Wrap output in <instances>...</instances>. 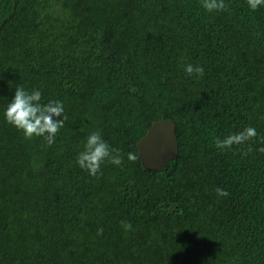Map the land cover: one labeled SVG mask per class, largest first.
<instances>
[{"label": "trees", "instance_id": "1", "mask_svg": "<svg viewBox=\"0 0 264 264\" xmlns=\"http://www.w3.org/2000/svg\"><path fill=\"white\" fill-rule=\"evenodd\" d=\"M21 85L64 103L53 144L4 119ZM159 120L178 154L151 170L137 143ZM95 131L124 163L93 177L76 160ZM0 264H264V7L0 0Z\"/></svg>", "mask_w": 264, "mask_h": 264}, {"label": "clouds", "instance_id": "2", "mask_svg": "<svg viewBox=\"0 0 264 264\" xmlns=\"http://www.w3.org/2000/svg\"><path fill=\"white\" fill-rule=\"evenodd\" d=\"M202 7L209 13L223 11L225 0H201ZM252 11L264 7V0H247ZM185 71L189 75H204L201 66L187 65ZM63 117V119H61ZM4 119L17 130L21 131L26 139L33 137H44L48 145L55 142L57 134L64 127L68 116L65 114V105L60 100H49L47 104L42 103V92L37 89L26 90L24 86H18L14 98L10 101L4 111ZM257 136L254 127H248L243 132L229 135L223 140H216V147L224 150L231 148L233 144H242ZM129 160H135V156L129 154ZM115 166H122L124 156L118 149H114L104 140L100 131L92 132L83 145V150L78 153L77 164L89 175L95 177L101 172L105 162ZM217 195L226 197L229 193L221 188L216 189ZM125 230H131L132 225L122 222ZM103 229L98 234H102Z\"/></svg>", "mask_w": 264, "mask_h": 264}, {"label": "water", "instance_id": "3", "mask_svg": "<svg viewBox=\"0 0 264 264\" xmlns=\"http://www.w3.org/2000/svg\"><path fill=\"white\" fill-rule=\"evenodd\" d=\"M138 157L147 169L159 170L178 154L175 125L171 120H159L151 124L137 143Z\"/></svg>", "mask_w": 264, "mask_h": 264}]
</instances>
